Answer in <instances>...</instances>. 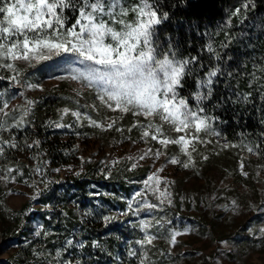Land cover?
Listing matches in <instances>:
<instances>
[{
	"label": "rangeland",
	"instance_id": "obj_1",
	"mask_svg": "<svg viewBox=\"0 0 264 264\" xmlns=\"http://www.w3.org/2000/svg\"><path fill=\"white\" fill-rule=\"evenodd\" d=\"M74 20L75 17L69 25ZM246 21L242 17L233 18L231 25L225 26L226 30L230 32L234 28L235 35L238 31L241 33ZM17 63L24 69L27 80L41 88H11V93L23 91L25 95L12 99L9 110L23 106L26 99H31L35 101L30 117L33 118L36 108L48 93H64L80 105L95 104L98 111L87 109L94 119L106 123L108 117H115L117 124L111 130L79 125L71 129L49 126V121H60L63 107L47 116L42 132L30 127L16 134V140L22 145L25 138L28 143L39 139L41 144L39 148L25 147L23 151L6 150L0 157V169L18 167L24 173L17 176L15 182L0 181V264H47L45 258L49 254L54 255L72 231L89 246L81 251H70L65 258L80 259L82 264H119L115 259L119 257L125 264H132L125 255L128 242L143 235L133 225L150 216L147 212H142L140 217L122 213L131 202L133 193L143 190L141 181L164 165L165 171L160 175L169 179L175 203L171 208L165 205V210L169 216L179 213L187 224L196 228L195 232L178 238L180 243L172 249L175 264H264V242L256 238L259 228L264 227V164L258 155L247 152L241 140L227 139L241 146L223 148V137L226 136L219 122L216 127L222 137H204L213 143L197 145V152H193L195 168L171 165L168 159L173 155H179L181 160L187 159L180 153L179 145L165 147L158 140H142L140 130L132 126L138 120L143 121V117H134L131 113L121 115L107 109L92 90L84 89L78 81L67 78L70 66H81L75 57H54L36 62L34 67L24 62ZM2 74L7 77L10 73L4 71ZM57 76L66 79H55ZM7 87L6 80L0 81V90ZM73 120L68 114L60 122L68 124ZM119 127L124 129L123 133L115 130ZM129 127H132L131 132H128ZM165 131L167 136L179 135L167 131V125ZM76 132L82 135H76ZM4 138L9 139V134L5 133ZM150 148L153 152L160 149L165 155L158 160L150 156L132 169L131 165ZM34 153H38V160L33 159ZM203 156L208 159H202ZM37 164L46 169L43 179L51 182L46 190L45 184L40 183L41 178L33 172ZM142 168H147V171L138 179L141 173L133 172ZM77 172L79 175L75 174ZM33 184L42 190L36 200L32 199L36 193ZM80 185H86L85 190H78ZM147 195L150 202H157L151 193ZM233 200L238 202V211L231 210ZM103 215H114L118 219L106 226L101 218ZM155 215L164 213L157 211ZM37 230L42 232L40 237L34 234ZM93 240H99L112 256L91 248ZM154 243L157 249L168 251L165 240L159 239ZM23 252H26L24 257ZM154 258L157 261L161 259L158 253Z\"/></svg>",
	"mask_w": 264,
	"mask_h": 264
},
{
	"label": "snow or ice",
	"instance_id": "obj_2",
	"mask_svg": "<svg viewBox=\"0 0 264 264\" xmlns=\"http://www.w3.org/2000/svg\"><path fill=\"white\" fill-rule=\"evenodd\" d=\"M254 9V0H242L230 13L225 26H230L233 18L247 19L248 13ZM73 17L75 20L69 25ZM168 19L169 12L162 9L161 0H0V81L8 82V87L0 90V157L5 155L6 150L23 151L25 147L39 148L41 144L39 139L28 143L25 138L23 145L16 140L17 133L34 127L30 117L35 101L26 99L23 106H14L9 110L12 99L17 95H25L23 91L11 93L10 90L41 88L39 84L27 80L24 69L17 62L34 67L36 62L68 55L75 57L81 66H70L67 78L78 81L84 89L92 90L96 99L107 109L121 115L131 113L134 117H143V121L138 120L132 126L140 130L142 140H158L165 147L169 144L179 145L180 153L187 159L181 160L179 155H173L168 163L181 165L185 169L195 168L193 152H197V145L213 143L211 139L205 140L204 137H222L216 127L219 117L213 114L215 108L228 103L251 105L255 102L254 94H258L259 100L264 102V62L254 65L253 70L248 73V87L251 91L235 90L226 97L215 96L216 85L220 84L219 78L233 76L232 71L225 73L219 63L225 57L212 43L206 44L208 65L201 62L198 56L181 55L178 46L170 39L167 43L160 40L159 28ZM224 35L226 42L220 43L221 49L227 48L231 40L229 32H224ZM227 59L231 60L232 57L228 56ZM4 71L10 74L6 77L2 74ZM55 79L63 80L66 77L57 76ZM188 80L194 81L197 90L184 94ZM89 107L98 111L95 104L80 105L75 109L64 107L60 121L64 119V115L70 114L74 118L73 123L49 121V126L71 129L79 125L103 130H111L116 126L117 118L108 117L106 123L98 121L87 111ZM259 123L264 124V118ZM165 125L167 131L179 135L167 136ZM132 127L128 128V132L132 131ZM115 130L121 133L124 131L122 127ZM5 133L9 134V139L4 138ZM75 134L82 135L79 132ZM223 139V148L242 145L248 153L264 155V131L260 133L259 142L244 138L241 145H238L228 142L226 137ZM162 155L165 153L160 149L153 152L150 148L131 167L135 169L139 161L150 156L158 160ZM33 159L38 160V153H34ZM202 159L207 160L208 157L203 156ZM165 167L166 165L155 169L141 181L143 190L133 193L131 202L122 213L125 216L131 214L140 217L142 212H147L150 216L139 219L138 224L133 225L143 235L140 239L128 242L125 255L132 264H175L172 249L180 243L178 238L196 231L179 213L169 216L165 210V205L169 208L175 206L170 181L160 175ZM54 171L59 172L60 169ZM33 172L41 178L40 183L45 184L46 190L47 184L51 183L43 179L46 169L37 164ZM0 173V181L5 182H15L17 176L24 175L23 170L18 167L0 169ZM75 174L79 175L78 172ZM162 184L164 187H161ZM33 187L36 193L32 199L36 200L42 190L36 184ZM148 193L157 202H150ZM231 204V210L238 211V202L233 200ZM224 207L227 209L228 205ZM157 211L164 215H155ZM101 218L106 226L118 219L114 215H103ZM34 234L40 237L42 232L37 230ZM44 234L47 235V232ZM256 238L264 242V227L259 228ZM159 239L167 243V252L156 248L154 242ZM88 246L72 231L63 241V246L45 259L47 264H82L80 259L73 261L65 258V255ZM90 247L112 256L99 240L91 241ZM153 249L156 251L153 252ZM157 253L161 258L159 261L154 258ZM115 259L119 264H125L119 257ZM208 259L211 260L210 257Z\"/></svg>",
	"mask_w": 264,
	"mask_h": 264
},
{
	"label": "trees",
	"instance_id": "obj_3",
	"mask_svg": "<svg viewBox=\"0 0 264 264\" xmlns=\"http://www.w3.org/2000/svg\"><path fill=\"white\" fill-rule=\"evenodd\" d=\"M241 2L242 0H161L162 9L169 12V19L159 28L160 40L163 43L170 39L178 46L181 55L198 56L206 65L209 64L207 43H212L225 57L219 63L225 73L232 71L233 76L225 75L219 78L220 84L216 85L215 96L226 97L235 90L251 91L248 87V73L253 70L254 65L264 60V0H254L255 9L248 13L246 26L242 28L241 33L238 31L235 35L234 28L230 32L226 30L225 21ZM224 32L231 34V40L227 48L221 49L220 43L226 42ZM228 56L232 59L228 60ZM200 74L203 75V72ZM187 85L184 94L197 90L194 81L188 80ZM254 101L248 106L228 103L213 110V114L219 117L221 131L228 140L239 141L247 138L253 142L260 141L264 124L259 121L264 118V102L259 100L258 94H254ZM78 106L80 104L67 98L64 93H48L31 118L35 130L43 131L49 114H55L63 107L75 109ZM258 157L264 164V155ZM137 171L141 173L138 176L140 179L147 168L134 170L133 173L137 174ZM85 187L86 185H80L78 190H85ZM23 253L24 257L26 252Z\"/></svg>",
	"mask_w": 264,
	"mask_h": 264
}]
</instances>
